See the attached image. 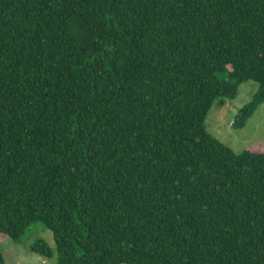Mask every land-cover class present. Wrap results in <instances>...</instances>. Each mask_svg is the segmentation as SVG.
<instances>
[{"label":"trees","instance_id":"1","mask_svg":"<svg viewBox=\"0 0 264 264\" xmlns=\"http://www.w3.org/2000/svg\"><path fill=\"white\" fill-rule=\"evenodd\" d=\"M248 81L239 128L264 0H0V235L43 223L56 264H264V148L206 126Z\"/></svg>","mask_w":264,"mask_h":264},{"label":"rangeland","instance_id":"2","mask_svg":"<svg viewBox=\"0 0 264 264\" xmlns=\"http://www.w3.org/2000/svg\"><path fill=\"white\" fill-rule=\"evenodd\" d=\"M257 89L258 83L255 81L242 83L235 98H224L222 105L215 102L206 118L208 131L236 153L256 146L264 148L260 145L264 143V103L255 110L245 126L239 128L233 125L240 110L252 100ZM38 241L49 244L53 250L51 258L29 250V246ZM0 247L5 252L6 264L57 263L58 252L53 232L41 222H33L27 227L18 246H10L7 237L0 235Z\"/></svg>","mask_w":264,"mask_h":264}]
</instances>
